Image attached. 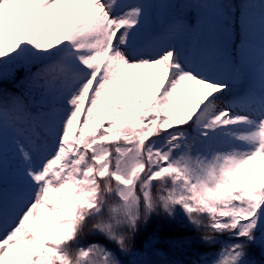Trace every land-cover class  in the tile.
<instances>
[{"label":"snow or ice","instance_id":"obj_1","mask_svg":"<svg viewBox=\"0 0 264 264\" xmlns=\"http://www.w3.org/2000/svg\"><path fill=\"white\" fill-rule=\"evenodd\" d=\"M7 80L0 264H122L154 216L264 264V0H0Z\"/></svg>","mask_w":264,"mask_h":264},{"label":"trees","instance_id":"obj_2","mask_svg":"<svg viewBox=\"0 0 264 264\" xmlns=\"http://www.w3.org/2000/svg\"><path fill=\"white\" fill-rule=\"evenodd\" d=\"M17 77L21 73L16 74ZM9 91H15L11 80L0 83ZM195 231L185 230L179 223H175L163 216H154L151 221L142 227L135 238L133 249L139 251H161L160 264H196L200 257L208 252L217 251L216 248H209L198 242H191L190 237H197ZM253 255L257 260L261 259L258 250L253 251ZM125 256V264H135V262Z\"/></svg>","mask_w":264,"mask_h":264},{"label":"rangeland","instance_id":"obj_3","mask_svg":"<svg viewBox=\"0 0 264 264\" xmlns=\"http://www.w3.org/2000/svg\"><path fill=\"white\" fill-rule=\"evenodd\" d=\"M255 39L257 42V46H258L259 45V34L258 33L255 34ZM140 94H144V93H140ZM110 247L112 248L113 251L117 252L118 258L122 261V264H125L124 262V260L126 259L125 256H123L122 253H119L114 245H110ZM133 251L135 253L134 255L132 254H125V255L130 257L135 262V264H160L159 258L160 256H163V253L157 250L139 251V250L133 249ZM196 264H198V262Z\"/></svg>","mask_w":264,"mask_h":264}]
</instances>
